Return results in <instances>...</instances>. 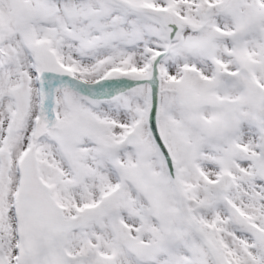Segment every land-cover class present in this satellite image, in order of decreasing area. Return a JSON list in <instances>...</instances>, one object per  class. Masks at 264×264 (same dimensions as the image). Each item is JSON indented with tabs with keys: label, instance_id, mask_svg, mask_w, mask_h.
I'll return each instance as SVG.
<instances>
[{
	"label": "snow or ice",
	"instance_id": "snow-or-ice-1",
	"mask_svg": "<svg viewBox=\"0 0 264 264\" xmlns=\"http://www.w3.org/2000/svg\"><path fill=\"white\" fill-rule=\"evenodd\" d=\"M0 264H264V0H0Z\"/></svg>",
	"mask_w": 264,
	"mask_h": 264
}]
</instances>
